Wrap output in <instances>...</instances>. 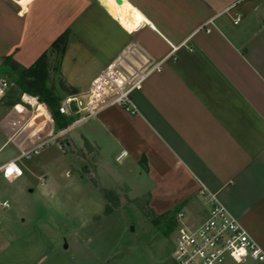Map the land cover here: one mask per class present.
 I'll return each mask as SVG.
<instances>
[{"label": "crops", "instance_id": "crops-1", "mask_svg": "<svg viewBox=\"0 0 264 264\" xmlns=\"http://www.w3.org/2000/svg\"><path fill=\"white\" fill-rule=\"evenodd\" d=\"M210 19V32L197 31ZM67 29L61 73L78 101L88 102L102 73L127 55L160 62L131 92L135 113L102 106L68 127L83 128L67 144L82 156L96 153L92 169L112 187L124 181L110 157L128 173L137 169L139 197L157 214L179 207L188 219L201 218L208 210L203 192L216 193L264 250V0H0L7 48L0 57L29 67ZM72 39L77 57L68 50ZM75 107L79 117L86 112ZM35 111L18 119L13 106L0 118V152L10 145L15 153L0 165L54 132L51 117L29 128L42 116ZM122 150L128 153L117 160Z\"/></svg>", "mask_w": 264, "mask_h": 264}, {"label": "rangeland", "instance_id": "rangeland-1", "mask_svg": "<svg viewBox=\"0 0 264 264\" xmlns=\"http://www.w3.org/2000/svg\"><path fill=\"white\" fill-rule=\"evenodd\" d=\"M1 44L0 39V53H5L7 48ZM78 49L77 40L72 39L70 55L77 57ZM47 54V85L55 92L60 107L67 96L78 93L61 73L65 52L60 54L50 47ZM3 59L0 57V80L6 81L10 90L15 75L9 69L3 70ZM19 98L24 108L16 114L18 119H27L35 109L37 116L42 113L30 129L35 123L53 119L48 105L38 96L22 92ZM6 102L7 98L0 100V118L13 109L14 105L7 107ZM75 111L72 105L65 114L70 122L68 127L80 118ZM53 124L55 135L60 128L54 119ZM82 128L72 127L50 139L38 154L19 160L24 174L13 182L0 176V259L15 256L12 264H170L175 228L170 230L171 221L167 218L156 222L152 213L155 211L139 197L137 186L142 185L143 177L137 169L128 173L129 167L116 162L114 157H110L109 164L122 175L124 183L112 187L104 176L98 177L92 169L98 162L96 153L82 156L66 142L69 136H79ZM13 154L12 146L5 147L0 152V163ZM6 198L8 207L2 205ZM40 256H45L44 260L37 262Z\"/></svg>", "mask_w": 264, "mask_h": 264}, {"label": "built area", "instance_id": "built-area-1", "mask_svg": "<svg viewBox=\"0 0 264 264\" xmlns=\"http://www.w3.org/2000/svg\"><path fill=\"white\" fill-rule=\"evenodd\" d=\"M237 16L234 23H238ZM212 19L201 24L197 31H211ZM175 49V47H174ZM122 63L109 67L102 73L97 87L90 92L88 102L78 101V98L67 97L59 107L62 114H67L72 105H81L86 111L79 120L93 116L98 108L108 104H119L125 109L136 112L131 98V92L141 86L146 75L160 69V62L143 58L142 61L133 60L126 56ZM131 63L136 70L134 77L127 65ZM127 64V65H126ZM133 81V82H132ZM9 84L0 80V96L6 94ZM78 112L75 111L76 114ZM72 113V112H71ZM73 113V114H74ZM68 128L42 136L30 146L23 149L16 158L0 165V173L6 179H15L23 175V170L17 163L22 158H31ZM61 147V145H60ZM122 150L117 160L127 155ZM208 205L205 216L198 219H188L184 211L177 213V224L174 229L173 247L170 253V264H254L264 261V250L238 221V219L219 200L216 193L203 192ZM4 205H8L5 201Z\"/></svg>", "mask_w": 264, "mask_h": 264}, {"label": "trees", "instance_id": "trees-1", "mask_svg": "<svg viewBox=\"0 0 264 264\" xmlns=\"http://www.w3.org/2000/svg\"><path fill=\"white\" fill-rule=\"evenodd\" d=\"M70 31L67 29L60 34L51 44L52 49H57L60 54H63L69 39ZM2 66L4 71L10 70L14 73V87L7 94V102L9 105H14L18 112H22L23 107L19 98L20 93L27 92L31 95L38 96L40 101H44L51 113L53 119L57 122L60 129L68 127L69 121L65 114L59 111V99L55 92L48 87L47 81L49 77L50 67L47 51L43 52L38 59L29 67H25L18 63L10 55L5 56ZM2 67V68H3ZM9 72V71H8ZM179 207L167 210L161 214L153 213L155 221L160 222L162 218L169 219L170 230L174 229L177 224V213Z\"/></svg>", "mask_w": 264, "mask_h": 264}, {"label": "water", "instance_id": "water-1", "mask_svg": "<svg viewBox=\"0 0 264 264\" xmlns=\"http://www.w3.org/2000/svg\"><path fill=\"white\" fill-rule=\"evenodd\" d=\"M118 3H120L122 0H116Z\"/></svg>", "mask_w": 264, "mask_h": 264}, {"label": "bare ground", "instance_id": "bare-ground-1", "mask_svg": "<svg viewBox=\"0 0 264 264\" xmlns=\"http://www.w3.org/2000/svg\"><path fill=\"white\" fill-rule=\"evenodd\" d=\"M99 1H102V0H99ZM121 2H122V1H121ZM121 2H120V3H121ZM117 3H118V2H117ZM120 3H119V4H120Z\"/></svg>", "mask_w": 264, "mask_h": 264}]
</instances>
